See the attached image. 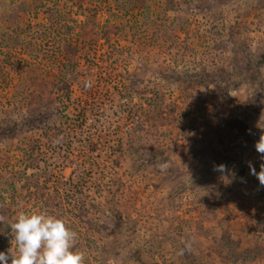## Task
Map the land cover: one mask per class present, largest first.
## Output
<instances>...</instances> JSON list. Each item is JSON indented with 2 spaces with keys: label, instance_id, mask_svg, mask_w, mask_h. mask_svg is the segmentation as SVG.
Segmentation results:
<instances>
[{
  "label": "rangeland",
  "instance_id": "rangeland-1",
  "mask_svg": "<svg viewBox=\"0 0 264 264\" xmlns=\"http://www.w3.org/2000/svg\"><path fill=\"white\" fill-rule=\"evenodd\" d=\"M261 135L264 0H0V252L36 212L85 264H264Z\"/></svg>",
  "mask_w": 264,
  "mask_h": 264
},
{
  "label": "clouds",
  "instance_id": "clouds-1",
  "mask_svg": "<svg viewBox=\"0 0 264 264\" xmlns=\"http://www.w3.org/2000/svg\"><path fill=\"white\" fill-rule=\"evenodd\" d=\"M85 88L92 87L91 80H85ZM256 151L264 161V135L255 144ZM250 174L256 176L260 186H264V163L260 164L257 172L251 162H248ZM166 170L167 164L159 165ZM214 170L227 173L229 170L224 164L214 166ZM4 217L0 215V223ZM16 254L9 249V254L0 252V264H85V253L75 250L77 232L67 225V221L54 215L20 212L15 222L10 225ZM190 248V242L186 244Z\"/></svg>",
  "mask_w": 264,
  "mask_h": 264
}]
</instances>
